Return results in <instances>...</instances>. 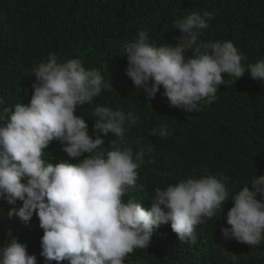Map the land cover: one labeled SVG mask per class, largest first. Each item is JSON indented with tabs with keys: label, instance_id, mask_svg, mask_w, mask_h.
<instances>
[{
	"label": "clouds",
	"instance_id": "1",
	"mask_svg": "<svg viewBox=\"0 0 264 264\" xmlns=\"http://www.w3.org/2000/svg\"><path fill=\"white\" fill-rule=\"evenodd\" d=\"M202 1L189 0L173 19L167 29L174 33L171 42L160 44L150 29L139 27L132 41L120 44L127 58L126 69L121 61V75L141 100L142 112L145 99L149 112L165 99L184 110L181 114H191L202 102H214L226 83L248 82L244 94H250L252 84L264 82V59L245 66L246 57L232 41L202 40L213 16L200 11ZM74 55L79 54L59 39L48 59L32 69L29 104L5 106L0 96V201L21 202L7 212L10 219L18 217L27 225L34 214L38 218L45 264H124L134 250L146 249L164 224L179 241L195 244L197 227L217 213L220 218L229 200L230 227H221L222 238L251 248L264 244V175L230 193L225 177L205 170L199 177L169 182L163 190L155 188L149 208L131 196L125 202V194L143 189L138 170L154 146L137 141L134 151L126 134L139 118L124 111L136 109H123L107 98L108 91H115L110 70L98 62L91 69ZM151 135L166 138L168 126ZM56 140L66 154L53 165L44 155L55 149ZM175 145L169 139L164 155ZM231 259L237 264L238 256ZM0 264H37V257L12 238L0 246Z\"/></svg>",
	"mask_w": 264,
	"mask_h": 264
},
{
	"label": "trees",
	"instance_id": "2",
	"mask_svg": "<svg viewBox=\"0 0 264 264\" xmlns=\"http://www.w3.org/2000/svg\"><path fill=\"white\" fill-rule=\"evenodd\" d=\"M188 6L189 0H0V96L5 106L29 104L32 69L48 59L60 39L70 52L79 54L72 57L87 67L92 69L91 64L98 62L112 72L115 91H108L107 98L123 109H136L124 112L139 118L126 134L134 151L137 141L154 146L138 170V185L143 189L125 194V202L131 196L149 208L155 188L163 190L169 182L199 177L205 170L218 179L225 177L230 193L238 192L255 175H264V82L252 84L250 94H244L248 82L231 87L226 83L214 102L204 101L199 111L183 115L184 110L170 107L165 99L152 112L145 99L142 112L141 100L130 93L121 75V61L126 69L127 58L120 44L132 41L134 35H130L139 27L150 29L160 44L171 42L174 33L168 26ZM198 7L213 14L203 41H232L246 57L245 66L264 59V0H204ZM161 125H167L170 133L163 139L151 135ZM171 138L176 145L164 155ZM56 143L44 155L53 165L66 154L63 145ZM20 205L19 201L15 206L0 201V246L17 238L29 255H36L37 264H45L40 256L43 230L35 214L27 225L7 216ZM232 206L229 200L220 218L217 213L197 227L195 244L179 241L170 224L161 225L149 246L134 250L124 264H232V254L238 256L237 264H264V244L251 248L222 238L220 229L230 227L226 215Z\"/></svg>",
	"mask_w": 264,
	"mask_h": 264
}]
</instances>
